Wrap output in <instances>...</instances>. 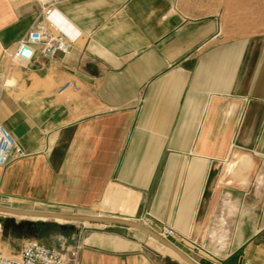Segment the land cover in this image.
Here are the masks:
<instances>
[{
	"label": "crops",
	"instance_id": "crops-1",
	"mask_svg": "<svg viewBox=\"0 0 264 264\" xmlns=\"http://www.w3.org/2000/svg\"><path fill=\"white\" fill-rule=\"evenodd\" d=\"M243 4L61 0L72 50L14 65L41 7L0 0V123L24 152L0 166V205L167 225L199 264H264V12L248 25ZM29 218L70 264H187L133 227Z\"/></svg>",
	"mask_w": 264,
	"mask_h": 264
},
{
	"label": "built area",
	"instance_id": "built-area-1",
	"mask_svg": "<svg viewBox=\"0 0 264 264\" xmlns=\"http://www.w3.org/2000/svg\"><path fill=\"white\" fill-rule=\"evenodd\" d=\"M15 4L38 2L41 7V19L23 38L15 49L8 53L12 62H29L37 50L48 60L57 53L68 54L81 32L64 16L58 8L61 0H11ZM66 86H71L67 83ZM77 90V86L73 85ZM24 155L22 147L10 132L0 123V166L13 158ZM158 234L171 241L176 231L173 227L162 225ZM172 242V241H171ZM0 264H70L68 257L55 248L48 247L37 239H25L17 254H8L0 244Z\"/></svg>",
	"mask_w": 264,
	"mask_h": 264
},
{
	"label": "water",
	"instance_id": "water-1",
	"mask_svg": "<svg viewBox=\"0 0 264 264\" xmlns=\"http://www.w3.org/2000/svg\"><path fill=\"white\" fill-rule=\"evenodd\" d=\"M29 217L46 218L49 220L63 219L66 221L101 223L120 225L124 227H133L149 234L164 246H167L168 248L172 249L186 263L199 264L181 248L176 246L173 242L160 236L154 229L133 220L116 216L66 214L53 211L12 208L0 205V229H8L12 234L25 235L26 239H35L31 238L30 236H28V234L24 232L25 226H27V229L30 230L37 224L38 220H33Z\"/></svg>",
	"mask_w": 264,
	"mask_h": 264
},
{
	"label": "rangeland",
	"instance_id": "rangeland-1",
	"mask_svg": "<svg viewBox=\"0 0 264 264\" xmlns=\"http://www.w3.org/2000/svg\"><path fill=\"white\" fill-rule=\"evenodd\" d=\"M218 7V5H216V8ZM232 8H236V9H232L231 11V16L232 18H241V19H245L249 23L254 24L256 17L258 15H260L262 12H264V0H247V4H243V5H232ZM13 64L15 65L16 62H13ZM81 214L84 215H93V216H102V214H99L96 211H87V212H79ZM136 221V220H133ZM53 222V221H52ZM139 222V221H136ZM142 223V222H139ZM39 222L37 221V224L31 228L30 230L27 229V226L24 227V232L26 234H28V236H30L31 238H35L37 240H39L41 243L43 244H47V245H55V241L53 239H45L43 238L45 233H44V229L43 228H39L38 227ZM75 226H79L80 228H88L87 230L90 229H104V230H112L115 231L117 233L120 234H124L125 232H138L135 229L129 228L127 229V227H121L119 225H112V224H101V223H89V222H74L73 223ZM143 224V223H142ZM147 226V225H146ZM144 234L143 236H145V240L147 242H149V245L151 248L156 249L160 255L165 256L167 258H169L164 252V247L163 245L157 241L156 239H154L152 236H150L149 234ZM9 236H14V234H12L10 231H6L4 234L1 233L0 230V244L3 245L5 247V249L7 250L8 254H17L21 247L19 249H15L12 246H8V244L3 243L4 241L8 242L9 240ZM188 254V253H187ZM189 255V254H188ZM190 256V255H189Z\"/></svg>",
	"mask_w": 264,
	"mask_h": 264
},
{
	"label": "bare ground",
	"instance_id": "bare-ground-1",
	"mask_svg": "<svg viewBox=\"0 0 264 264\" xmlns=\"http://www.w3.org/2000/svg\"><path fill=\"white\" fill-rule=\"evenodd\" d=\"M60 213H64V212H60ZM66 214H78V213H66ZM32 218H37V217H32ZM39 219H46V218H39ZM57 220H63V219H57ZM66 221V220H63ZM68 222H77V221H68ZM155 239V238H154ZM163 245V244H162ZM164 246V245H163ZM168 250L174 252L172 249L168 248L167 246H164ZM175 253V252H174ZM176 254V253H175ZM177 255V254H176ZM178 256V255H177ZM179 257V256H178ZM180 258V257H179ZM181 259V258H180ZM182 260V259H181ZM185 262V261H184ZM186 263V262H185ZM188 264V263H187Z\"/></svg>",
	"mask_w": 264,
	"mask_h": 264
},
{
	"label": "trees",
	"instance_id": "trees-1",
	"mask_svg": "<svg viewBox=\"0 0 264 264\" xmlns=\"http://www.w3.org/2000/svg\"><path fill=\"white\" fill-rule=\"evenodd\" d=\"M38 227L41 229V228H43L44 230H45V224H43V223H39L38 224Z\"/></svg>",
	"mask_w": 264,
	"mask_h": 264
}]
</instances>
